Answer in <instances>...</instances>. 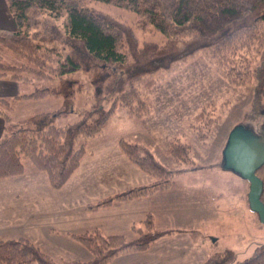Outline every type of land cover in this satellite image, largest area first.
<instances>
[{
  "label": "rangeland",
  "instance_id": "374dc122",
  "mask_svg": "<svg viewBox=\"0 0 264 264\" xmlns=\"http://www.w3.org/2000/svg\"><path fill=\"white\" fill-rule=\"evenodd\" d=\"M85 3L100 18L124 31L130 64L137 47L143 42L162 44L163 38L149 26H144L141 17L135 13L93 0H85ZM135 36L139 42L133 44ZM75 49L74 56L78 57L81 49ZM188 50L187 45L176 44L173 52L178 58H173L170 64L168 61L163 63V67L169 65L167 68L142 74L132 81L148 105V112L137 116L131 111L127 113V107L116 108L102 131L85 141L78 167L59 189L52 188L48 175L31 169L28 162L26 173L0 179V187L12 189L9 193L19 191L18 201L23 203L25 215L30 217L36 202L44 207L54 205L57 209L49 213V217L44 214L47 225H37L32 221L36 228L27 217L0 222V231H7L0 233L1 239L25 236L53 259L66 263L81 259L79 248L87 251L71 236L81 232L80 224L83 222L103 235L107 234L101 230L122 223L127 240L138 237L140 233L145 234L149 226L152 231H165L144 251H120L113 259L125 258L117 264H203L213 257L220 264H239L264 245V224L248 207L249 185L224 168L222 155L228 135L236 126L264 140V99L259 112L253 113L254 84H231L215 69L206 52L198 50L185 54ZM67 51L70 52L69 49ZM168 51L167 47L163 52ZM3 58L12 65H20L21 62L8 51L3 52ZM83 61V67H95L88 59ZM93 75L92 70L75 73L73 77L79 80L82 91L76 94L66 116L57 120L58 125L74 122L78 112L94 104L90 85ZM42 84L45 83L38 79L32 85H23L1 78L0 97L10 98ZM108 104L104 106L108 107ZM61 106L59 97L19 99L7 114L11 121H17ZM1 122L4 125L3 117H0ZM121 141L147 147L161 164L170 171H177L172 177L173 186L165 193L158 191L136 197L145 198L143 203L149 210L147 212L138 213L136 204L103 211V208L122 201H114L94 211L84 210L85 205L141 186L138 185L140 177L144 182L146 179L154 181L128 159ZM172 141L189 145L190 163L178 162L168 154ZM111 170L115 171L114 174H106ZM261 171L259 178L263 180L264 169ZM188 172L193 174H186ZM172 199H175L173 203L170 202ZM176 199L177 203H174ZM8 200L14 202L10 195ZM70 205L72 209L68 211ZM59 207H65L66 211ZM61 219L65 221L62 225ZM47 226L50 231L44 232ZM53 226L55 231H51ZM58 226L64 227L60 230Z\"/></svg>",
  "mask_w": 264,
  "mask_h": 264
},
{
  "label": "trees",
  "instance_id": "16d2710c",
  "mask_svg": "<svg viewBox=\"0 0 264 264\" xmlns=\"http://www.w3.org/2000/svg\"><path fill=\"white\" fill-rule=\"evenodd\" d=\"M93 1L135 13L144 26L163 38L162 44L143 42L130 64L124 31L100 18L85 0H5L14 27L0 28V79L9 78L23 85H32L38 79L45 84L10 98L0 97V117L5 119L0 134V179L26 173L28 162L31 169L48 175L52 188L63 186L79 165L85 141L102 131L116 108L127 107V113L137 116L148 112L132 81L176 60L173 50L178 43L188 46L185 54L206 52L215 69L231 84H254L253 113L259 112L264 99V0ZM134 42H139L136 36ZM77 47L81 49L78 57L74 56ZM167 47L168 53L163 52ZM4 51L16 55L20 65L6 63ZM85 58L95 69L83 67ZM91 70L94 104L78 112L74 122L58 125L57 120L66 116L81 90L79 80L73 76ZM47 96L61 98L62 106L17 121L9 118L7 112L16 100H42ZM169 146L168 154L173 159L190 163L189 145L172 141ZM121 147L128 159L154 181L85 205L84 210L94 211L114 201L173 186L172 177L177 171L166 168L147 147L124 141ZM263 169L264 165L257 170L258 177ZM261 181L260 199L264 205V178ZM164 232L152 231L149 226L145 234L131 240L125 235H103L98 229L71 234L90 257L67 263L53 259L24 237L0 238V264H109L122 250H146ZM203 264L220 262L213 257ZM239 264H264V245Z\"/></svg>",
  "mask_w": 264,
  "mask_h": 264
},
{
  "label": "water",
  "instance_id": "95a60500",
  "mask_svg": "<svg viewBox=\"0 0 264 264\" xmlns=\"http://www.w3.org/2000/svg\"><path fill=\"white\" fill-rule=\"evenodd\" d=\"M223 166L240 176L249 185L247 202L251 212L264 224V205L261 202L263 183L256 172L264 165V140L241 126L228 135L223 149Z\"/></svg>",
  "mask_w": 264,
  "mask_h": 264
},
{
  "label": "crops",
  "instance_id": "0c3cea01",
  "mask_svg": "<svg viewBox=\"0 0 264 264\" xmlns=\"http://www.w3.org/2000/svg\"><path fill=\"white\" fill-rule=\"evenodd\" d=\"M13 27H14L13 21L11 20V18L9 17V15L6 13L5 0H0V28L13 29ZM1 124H2V122L0 123V125ZM2 127H3V124L0 127V134H1ZM114 172H112V170H111V172L107 171L106 174L107 173L114 174ZM186 174H193V172H188ZM140 179L141 180L138 181V185H144L145 182H148V184L151 183V182H153V180H151L149 182V180H147V179H146L147 181L145 180V182H144L143 181L144 180L143 177H140ZM10 190H12V189H10L8 187H5V188L0 187V222H3L6 219H8V221H17L19 219H22L24 217H27L29 220H31V223L32 224H33L32 221H34L37 225H47V224L44 223V220H45L44 214H46V217H49L51 215L49 213H53V212H55V210H57V209H55V206L54 205L53 206H50V207H44L41 203L36 202V203H33V208H32L33 213L30 212L32 214L29 217V216L25 215L24 212H22L24 210V205H23L22 202L20 203L18 201V196L20 195L19 191L15 190V191H11L9 193ZM165 191H169V189H167V190H161L160 192H164L165 193ZM8 195H10L14 199L13 200L14 201L13 203L12 202H9ZM144 199L145 198H139V199L136 198L134 200L133 199H130V200L122 201V202H116V203H113L108 208H103V211L108 210V209H111V208L118 209V208H120L124 204H133V205L136 204V207H138L137 208V212L138 213H142L144 211L147 212L149 210H148V208H145L146 205L143 203L144 202ZM173 200H175V199L170 200V202L173 203L172 202ZM174 203H177V199H176V201H174ZM58 209H62L64 211H66V208L65 207H59ZM71 209H72V207L70 205V207H68L67 210L70 211ZM136 215H138V214H136ZM136 215H134L133 218H135ZM64 223H65V221H63V219H61L60 225H62ZM83 224H84V222L80 224L81 229H82V230H80L81 232L86 231V230H92V228H89V227L85 226V224L83 226ZM55 225H57V224L55 223ZM33 226H34V224H33ZM58 227L61 230V229H63L62 227H64V226H62V227L58 226ZM55 229L56 228L54 226L51 227V231H55ZM124 230H125L124 225L122 223H120L116 227H113V228H110V229H107L106 228V229H103L101 231H104V233L107 234V235H124V233H123ZM43 231L44 232L50 231V228H48V226H47V228L43 229ZM0 233L1 234L2 233H7V231L6 230H2V231H0ZM21 237H25V236H21ZM4 239H6V238H4ZM183 239H181V240H183ZM192 247H193V245H192ZM79 250H80V252H82V254H81L82 256H81V259H76V260H86V259L89 258V253L86 250H83V249H80V248H79ZM172 253H173V251H172ZM136 254H138V253H136ZM122 258H125V257L123 256L121 258H119V257L118 258H115V259L111 260V262L109 264H117V262L120 259H122ZM72 261H74V260H72Z\"/></svg>",
  "mask_w": 264,
  "mask_h": 264
}]
</instances>
